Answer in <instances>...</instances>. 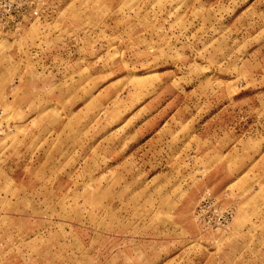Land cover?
<instances>
[{
    "label": "rangeland",
    "instance_id": "1",
    "mask_svg": "<svg viewBox=\"0 0 264 264\" xmlns=\"http://www.w3.org/2000/svg\"><path fill=\"white\" fill-rule=\"evenodd\" d=\"M44 8L0 26V264H264V0Z\"/></svg>",
    "mask_w": 264,
    "mask_h": 264
},
{
    "label": "built area",
    "instance_id": "2",
    "mask_svg": "<svg viewBox=\"0 0 264 264\" xmlns=\"http://www.w3.org/2000/svg\"><path fill=\"white\" fill-rule=\"evenodd\" d=\"M45 0H0V26L21 33L25 28L45 16ZM199 214L211 217V221L221 224L226 223L233 211L223 209L211 200H204L199 209Z\"/></svg>",
    "mask_w": 264,
    "mask_h": 264
},
{
    "label": "crops",
    "instance_id": "3",
    "mask_svg": "<svg viewBox=\"0 0 264 264\" xmlns=\"http://www.w3.org/2000/svg\"><path fill=\"white\" fill-rule=\"evenodd\" d=\"M223 152L225 154L223 156L224 161L209 170L203 178L202 183L211 186L212 189L215 188L217 191L220 190L219 188H222L221 190L224 195H227V197L235 196L238 200V197L243 195L252 185V175H246L251 167V163L247 159L233 164V158L243 156L240 148L237 146H231ZM252 164L255 168V164Z\"/></svg>",
    "mask_w": 264,
    "mask_h": 264
}]
</instances>
